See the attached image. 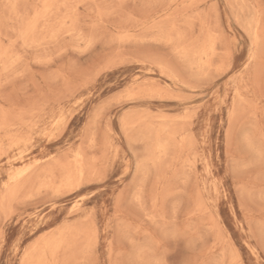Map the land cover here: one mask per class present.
<instances>
[{
	"label": "rangeland",
	"instance_id": "1",
	"mask_svg": "<svg viewBox=\"0 0 264 264\" xmlns=\"http://www.w3.org/2000/svg\"><path fill=\"white\" fill-rule=\"evenodd\" d=\"M0 264H264V0H0Z\"/></svg>",
	"mask_w": 264,
	"mask_h": 264
},
{
	"label": "bare ground",
	"instance_id": "2",
	"mask_svg": "<svg viewBox=\"0 0 264 264\" xmlns=\"http://www.w3.org/2000/svg\"><path fill=\"white\" fill-rule=\"evenodd\" d=\"M255 32H256V30H255ZM62 127H63V126H62ZM29 168H30V167H29ZM29 168H28V169H29ZM28 169H25V170H23V171L21 172V174H18L19 172H17L18 176H19V175H21V176H22V175H23V173L25 174V173H26V171H27ZM14 175H15V174H14ZM16 176H17V175H16ZM14 178H15V177H14ZM14 178H13V180H14ZM20 178H21V177H20ZM17 179H18V178H17ZM17 179H15V180H17ZM12 182H13V181H12ZM16 187H17V184H16ZM12 189H13V188H12ZM9 190H10V189H9Z\"/></svg>",
	"mask_w": 264,
	"mask_h": 264
}]
</instances>
